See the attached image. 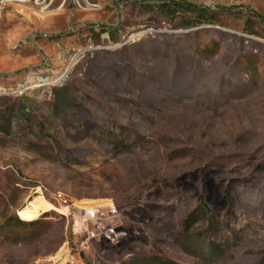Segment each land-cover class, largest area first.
Instances as JSON below:
<instances>
[{
  "label": "rangeland",
  "instance_id": "1",
  "mask_svg": "<svg viewBox=\"0 0 264 264\" xmlns=\"http://www.w3.org/2000/svg\"><path fill=\"white\" fill-rule=\"evenodd\" d=\"M0 264H264V0H0Z\"/></svg>",
  "mask_w": 264,
  "mask_h": 264
},
{
  "label": "trees",
  "instance_id": "2",
  "mask_svg": "<svg viewBox=\"0 0 264 264\" xmlns=\"http://www.w3.org/2000/svg\"><path fill=\"white\" fill-rule=\"evenodd\" d=\"M181 9H184L185 11H189V12H198L200 14H203L204 16H206L207 21L211 22L213 21V17L216 15L215 12H213L211 9H203L191 4H186L185 6L181 7ZM233 191V186L230 187V189L227 191V196L229 197L230 194ZM205 204H202L194 213H192L190 215V217L187 220V225L188 226H194L197 222L199 217L203 216L206 221L210 224H212L214 222V215L213 214H207V211L205 212Z\"/></svg>",
  "mask_w": 264,
  "mask_h": 264
},
{
  "label": "built area",
  "instance_id": "3",
  "mask_svg": "<svg viewBox=\"0 0 264 264\" xmlns=\"http://www.w3.org/2000/svg\"><path fill=\"white\" fill-rule=\"evenodd\" d=\"M112 233V232H111ZM102 239H104V240H108V241H110V240H115V239H113V237L111 236V234H105L103 237H102Z\"/></svg>",
  "mask_w": 264,
  "mask_h": 264
}]
</instances>
